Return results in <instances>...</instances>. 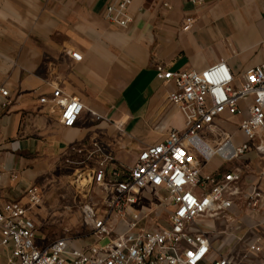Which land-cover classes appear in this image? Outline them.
Returning a JSON list of instances; mask_svg holds the SVG:
<instances>
[{
    "label": "crops",
    "instance_id": "obj_1",
    "mask_svg": "<svg viewBox=\"0 0 264 264\" xmlns=\"http://www.w3.org/2000/svg\"><path fill=\"white\" fill-rule=\"evenodd\" d=\"M116 1L0 0V207L8 201L28 205V188L38 185L44 194L59 173L74 177L73 184L83 190L77 165L67 160L85 159L94 140L109 142L116 160L131 165L146 146L174 129L184 130V116L168 98L175 85L158 75L159 64L165 70L201 71L226 61L241 75L263 61L264 0H132L127 26L106 17ZM187 17L194 18L190 30L183 29ZM75 50L82 53L81 61L71 56ZM57 87L85 106L72 127L63 126L59 112L40 102ZM252 103L249 96L239 103L241 115L217 118L202 133L209 145L229 136L237 145L246 142L240 123ZM92 111L108 120H96ZM122 121L120 136L116 125ZM260 141L264 144V132L254 143ZM84 145L86 153L74 149ZM94 163L82 168L84 176ZM237 168L243 189L256 186L264 192V154L255 148L232 161L214 157L204 171ZM244 205L238 198L229 210L233 223L201 219L218 250L219 241L264 234V201L254 211ZM35 208L36 243L45 246L51 240L40 230L42 216Z\"/></svg>",
    "mask_w": 264,
    "mask_h": 264
},
{
    "label": "built area",
    "instance_id": "obj_2",
    "mask_svg": "<svg viewBox=\"0 0 264 264\" xmlns=\"http://www.w3.org/2000/svg\"><path fill=\"white\" fill-rule=\"evenodd\" d=\"M131 1L112 3L106 17L127 26L132 20L128 12ZM192 1L201 4L203 0ZM193 23L194 18L187 17L183 29L190 30ZM71 56L76 61L83 58L78 50ZM157 70L175 85L168 98L182 112L185 129H174L163 141L146 146L131 165L118 162L111 144L103 140L92 141L93 149L88 152L86 145L74 148L80 154L87 152L85 159L67 163L77 165L80 189L88 193L80 208L93 242L80 244L66 233L39 246L32 208L41 204L43 189L32 185L27 190L28 205L8 201L0 207V264H245L244 259L263 255V233L246 237L242 257L235 250L221 254L201 219L233 223L236 218L229 210L236 199L244 200L246 209L253 211L264 201V192L258 187L242 188L240 169L204 171L216 156L232 161L253 148L264 154L262 141L254 143L264 132V56L241 75L226 61L201 71L165 70L161 64ZM2 94L8 95V90L3 89ZM249 96L253 103L240 123L247 141L237 145L229 136L217 147L209 145L202 133L225 114L241 115L239 103ZM40 102L59 112L65 127L76 125L85 110L80 98L65 94L60 87ZM91 114L96 120L107 119L94 111ZM124 125L123 121L116 125L120 136ZM93 160L91 173L84 176L82 168ZM244 237H238L236 243Z\"/></svg>",
    "mask_w": 264,
    "mask_h": 264
},
{
    "label": "rangeland",
    "instance_id": "obj_3",
    "mask_svg": "<svg viewBox=\"0 0 264 264\" xmlns=\"http://www.w3.org/2000/svg\"><path fill=\"white\" fill-rule=\"evenodd\" d=\"M52 181V185L54 186H52L51 189L53 190L49 189V187L44 188L43 200L41 204L34 209V214L36 216H42L40 218V230H42L47 237H50L51 241L67 233L72 237H76L78 240L77 242L80 244L92 243V233L83 223L80 208L87 197V190H79L76 182V185L73 184L74 177L67 178L60 175V173ZM83 183H86V180H84ZM38 208H43V210L39 211ZM246 237L247 236L239 243H236V241L226 243L224 241H219L218 246L220 253L226 254L235 250L238 252V255L242 257L244 252L243 249L247 243V241H245ZM107 242L108 239L104 240L102 244H106ZM235 245L239 247L234 248ZM218 255L219 254H217V256ZM244 263L264 264V253L259 257L244 259Z\"/></svg>",
    "mask_w": 264,
    "mask_h": 264
}]
</instances>
